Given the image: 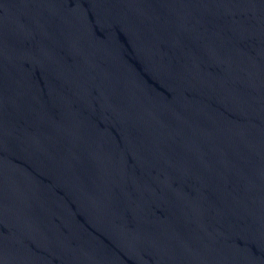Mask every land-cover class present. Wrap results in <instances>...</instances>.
Wrapping results in <instances>:
<instances>
[{
	"label": "water",
	"instance_id": "obj_1",
	"mask_svg": "<svg viewBox=\"0 0 264 264\" xmlns=\"http://www.w3.org/2000/svg\"><path fill=\"white\" fill-rule=\"evenodd\" d=\"M0 264H264V0H0Z\"/></svg>",
	"mask_w": 264,
	"mask_h": 264
}]
</instances>
